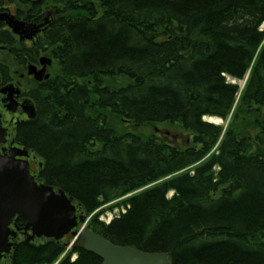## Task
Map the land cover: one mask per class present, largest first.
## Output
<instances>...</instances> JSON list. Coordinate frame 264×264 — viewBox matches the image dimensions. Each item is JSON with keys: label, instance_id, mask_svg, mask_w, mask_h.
I'll list each match as a JSON object with an SVG mask.
<instances>
[{"label": "trees", "instance_id": "trees-1", "mask_svg": "<svg viewBox=\"0 0 264 264\" xmlns=\"http://www.w3.org/2000/svg\"><path fill=\"white\" fill-rule=\"evenodd\" d=\"M0 3L26 18L57 5L34 46L2 32L18 56L55 64L14 135L40 160L38 180L86 214L131 193L120 216L88 223L116 244L167 252L172 264H264V0ZM247 71L224 131L204 120L228 118L238 87L226 75ZM76 250L60 264H98ZM62 251L61 241H21L0 264L51 263Z\"/></svg>", "mask_w": 264, "mask_h": 264}, {"label": "water", "instance_id": "water-1", "mask_svg": "<svg viewBox=\"0 0 264 264\" xmlns=\"http://www.w3.org/2000/svg\"><path fill=\"white\" fill-rule=\"evenodd\" d=\"M0 21H4L20 39L31 38L44 25H26L8 11L0 13ZM50 61L49 57L41 56L42 67L36 70L30 64L28 72L37 80L47 78L49 74L45 68ZM24 109L29 118L34 117L33 104ZM5 136L6 128L1 124L0 115V144L6 141ZM9 151L10 154L0 153V253L9 251L16 244V230L10 224L16 216H22L25 218L23 230L27 234L25 241L34 236L60 239L70 233L74 237L72 246L96 254L101 259L100 264H170L167 252L145 251L132 244H115L87 226L77 230L75 227L79 221H84V216L76 214L72 198L61 188L37 183L30 173L29 153L25 147L11 146ZM14 227L20 229L15 223Z\"/></svg>", "mask_w": 264, "mask_h": 264}, {"label": "flooded vegetation", "instance_id": "flooded-vegetation-1", "mask_svg": "<svg viewBox=\"0 0 264 264\" xmlns=\"http://www.w3.org/2000/svg\"><path fill=\"white\" fill-rule=\"evenodd\" d=\"M39 1L40 0H36L34 2L38 3ZM4 10L10 11L12 14L15 15L17 19L23 20L26 25L29 23H35V24L43 23V21H45V16H47L51 21V17H52L51 5H47V4H44V12L40 18L38 16L33 18L32 17L26 18L27 17L26 15L22 17L19 14H17L18 8L14 4L0 3V11H4ZM50 21L44 25V28L45 26L47 28V26L50 24ZM4 30L9 31V41L11 42L16 41L26 46L27 45L34 46L35 42L38 40L40 35L45 31L40 29L41 31L33 35L31 38L22 40L19 38L17 34L12 33V31L6 26L4 22L0 21V54L1 53L9 54L12 57L13 61L15 62V65L17 67H20V71L18 68L12 69L11 65L5 62L4 60H2L0 56V115H1V124L4 128H6V136H5L6 141L0 144V153L4 152L10 154L9 148L11 146L21 145L14 138L18 125L25 120H30L24 108H26V106L29 105L30 103L34 105V101H33L34 99L29 94V92L32 87L38 84V82L36 81V79H34V76L28 72V66L32 64L36 67V70L41 68L42 64L40 62L39 57L44 54L43 52H40L35 61L28 62V58H25L23 56L24 53L18 56L17 54L14 53L13 47H8L7 44L3 42L4 40H7V42H9L8 39L2 36V32ZM49 66H47L46 71L50 73L48 69ZM3 88L6 89L3 91L2 90ZM30 153L31 154L28 157L30 170L32 174L36 176L37 166L40 167L41 162H38V160L36 159L35 155L32 152ZM18 217L21 216H16V218ZM16 218H14L13 223H11L10 226L14 227V223H15L17 227L23 229L25 222L23 225H18L16 222ZM20 234H21L20 231H18V235ZM14 242L17 243L14 245V247L16 248L18 245L16 237L14 238ZM157 252H161V251H157ZM95 256L98 258V264H100L101 262L100 257H98L97 255ZM169 262L170 264H172L171 257Z\"/></svg>", "mask_w": 264, "mask_h": 264}, {"label": "rangeland", "instance_id": "rangeland-1", "mask_svg": "<svg viewBox=\"0 0 264 264\" xmlns=\"http://www.w3.org/2000/svg\"><path fill=\"white\" fill-rule=\"evenodd\" d=\"M262 27H264V23L262 24ZM46 54V53H45ZM46 55H48V54H46ZM0 56H1V59L2 60H4L5 62H7V63H9L10 65H11V68L12 69H14V68H18L19 69V71H20V67H17L16 65H15V62L13 61V59H12V57L9 55V54H7V53H1L0 54ZM55 68V64L52 62L51 64H50V66H49V71L51 72L52 71V69H54ZM247 74V73H246ZM245 78H246V76H245ZM245 78H243V79H233V78H231V77H226V79H228L230 82H233L234 84H236L237 85V87H238V94H237V99H236V101H235V103H234V105H233V107H232V109H231V112H230V115L228 116V118L226 119V120H219V121H217V123H220L222 126H223V129L224 128H226L227 126H228V122H229V120H230V117H231V115L233 114V112H234V110H235V105L237 104V102H238V98H239V96H240V93L242 92V90H243V87H244V85H245ZM160 129V130H162V131H166V132H170V135H172L173 136V139L175 138V140H177L179 143H183L184 142V136H183V133L180 131V130H174V129H166V128H164V127H157V129ZM106 208L107 207H104V209H102V214L100 215L101 217L105 214V213H108V216H109V210H106ZM103 219H105L106 220V218H107V216H105V217H102Z\"/></svg>", "mask_w": 264, "mask_h": 264}, {"label": "bare ground", "instance_id": "bare-ground-1", "mask_svg": "<svg viewBox=\"0 0 264 264\" xmlns=\"http://www.w3.org/2000/svg\"><path fill=\"white\" fill-rule=\"evenodd\" d=\"M208 119L215 120V121H219V118H216V117H213V116L208 117Z\"/></svg>", "mask_w": 264, "mask_h": 264}]
</instances>
